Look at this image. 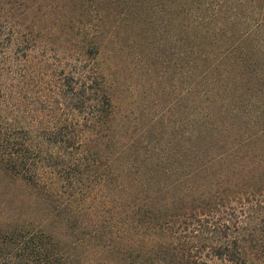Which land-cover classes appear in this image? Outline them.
<instances>
[{"label":"trees","instance_id":"obj_1","mask_svg":"<svg viewBox=\"0 0 264 264\" xmlns=\"http://www.w3.org/2000/svg\"><path fill=\"white\" fill-rule=\"evenodd\" d=\"M0 264H264V0H0Z\"/></svg>","mask_w":264,"mask_h":264},{"label":"rangeland","instance_id":"obj_2","mask_svg":"<svg viewBox=\"0 0 264 264\" xmlns=\"http://www.w3.org/2000/svg\"><path fill=\"white\" fill-rule=\"evenodd\" d=\"M125 59L126 61L122 62V74L125 79L123 87L132 84L136 85L137 88L132 91V94L124 91L127 96L126 98H128L127 104H131V107L139 106V103L141 104L143 99V104L148 107L151 106L153 112H159L160 117L164 118L165 123L170 126L169 130L173 132L177 128L176 126L180 124L178 118L183 116L184 97L182 84L172 80V73L161 72L163 70L161 64L157 63L154 64L152 71H150V81H153L155 84L150 89L146 80L148 75L145 73L148 66L141 68L143 64L136 59H132L131 55ZM137 99L140 102L136 101Z\"/></svg>","mask_w":264,"mask_h":264}]
</instances>
